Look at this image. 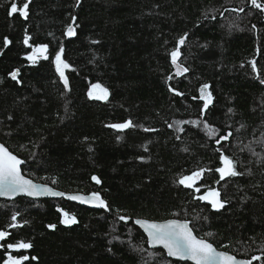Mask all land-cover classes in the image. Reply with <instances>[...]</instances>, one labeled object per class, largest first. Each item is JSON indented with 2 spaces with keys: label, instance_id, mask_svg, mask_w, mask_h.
<instances>
[{
  "label": "trees",
  "instance_id": "trees-1",
  "mask_svg": "<svg viewBox=\"0 0 264 264\" xmlns=\"http://www.w3.org/2000/svg\"><path fill=\"white\" fill-rule=\"evenodd\" d=\"M11 2L0 0V143L24 161V176L64 193L99 192L110 210L63 198L0 199V230L10 233L0 243L31 242L19 254L38 260L26 264H191L150 249L132 222L186 219L197 237L219 250L240 259L264 257V13L248 0H81L79 6L76 0H32L24 19L8 15ZM239 7L245 11H225ZM72 16L77 34L66 37ZM26 31L29 44L49 46L48 60L33 65L25 59L32 50L23 43ZM184 33L179 63L189 71L176 76L170 52ZM4 37L11 41L7 47ZM61 44L70 65L68 90L52 63ZM14 69L21 83L9 76ZM94 83L108 89L106 101L87 96ZM205 83L213 103L201 116L203 102L193 97ZM126 120L134 127H107ZM189 120L201 123L180 124L178 131L174 122ZM204 120L217 136L232 135L217 145ZM218 148L245 174L217 183ZM199 168L212 169L197 183L199 194L219 189L223 209L213 210L177 183ZM58 208L78 223L60 224ZM17 212L21 227L8 228Z\"/></svg>",
  "mask_w": 264,
  "mask_h": 264
},
{
  "label": "snow or ice",
  "instance_id": "snow-or-ice-1",
  "mask_svg": "<svg viewBox=\"0 0 264 264\" xmlns=\"http://www.w3.org/2000/svg\"><path fill=\"white\" fill-rule=\"evenodd\" d=\"M32 0H27L22 6L20 5V0H12L10 8L8 11L9 16L14 14H19L22 18L27 19L29 16V6ZM250 5L258 9L261 13H264V2L261 0H248ZM81 0H76V6H79ZM225 11H232L236 13H243L245 11L244 7L225 9ZM220 16L224 15V12L219 13ZM215 19V17H213ZM76 16L71 17L72 23H69L64 31L66 37L76 36ZM253 28L256 26L253 25ZM188 33H184L179 37L177 45L170 52L171 63L175 68V75L181 76L184 73H187L189 69L179 63V58L181 56V46L185 44ZM31 37L25 32L23 43L25 46L30 47L32 50L27 52L25 59L31 64L35 65L39 60L49 59V46L47 44H37L35 46L29 44ZM11 41L8 37L3 38V45L7 47ZM64 47L61 44L58 51L55 52V56L52 60V63L55 66V71L59 75L60 80L63 82L64 88L69 89V80L65 75V70L70 67L69 63L63 58ZM253 72H257V62L252 60L249 62ZM19 69H14L9 73V76L13 81L21 83L18 80ZM173 77L170 75L168 77L171 80ZM261 84H264V79L260 80ZM210 85L205 83L202 84L199 88V96H194L193 99H199L203 102V106L200 110L201 116L209 109V106L213 103V95L209 90ZM170 91H173L176 95H183V93L178 92L176 89L170 88ZM87 96L90 99L106 101L109 96V91L107 88L103 87L99 83L91 84ZM229 112L232 110L229 109ZM9 120L12 119V116L8 117ZM177 125L178 131H183L182 128H179L180 124H193L199 126L200 120H189V121H176L174 122ZM170 128L173 127L172 124L168 125ZM107 127L123 131L134 127V124L131 120H126L121 123H113L107 125ZM203 129L209 138L215 137V143L217 145L221 144V141H227L232 133L229 131L227 134H222L217 136L218 129L209 124L206 120L203 121ZM145 131H154V129H144ZM119 139V137H117ZM179 138V137H178ZM87 140V137H85ZM219 153V167L214 169L215 173L219 175L220 181L225 180V178L237 177L244 175L245 173L237 171V160L229 155H226L219 148L217 149ZM140 159H143L142 157ZM24 161L19 159L16 155L10 152L3 144H0V197L14 198L18 194H24L28 197H39V196H53V197H64L67 195V198L72 201H78L82 204L92 205L99 209H104L109 211V205L102 198L99 192H91L88 194H66L64 192L56 191L51 187H48L47 184H38L33 182L30 179L25 178L21 174L20 165ZM206 171H212L211 168H199L195 171H192L189 175H181L177 183L184 186L188 189H194L195 193H200L201 188L197 187V183L202 180L203 175ZM91 179L100 184V179L93 175ZM55 182V181H53ZM194 199L199 201H206L213 210L219 211L223 209L227 201L221 199V192L215 187H208L202 194L194 196ZM60 212L61 219L60 224L70 226L78 223L77 217L70 214L63 209H57ZM20 214L14 213L11 216L12 223L8 224V228H17L21 227L17 223V216ZM206 219V217H205ZM119 221L127 222L129 217L124 215L118 216ZM27 223V222H25ZM137 225H140L144 232L147 234V243L150 246L160 245L163 249L166 250L167 256L175 257L178 260H190L193 264H252V261L261 260L262 256H252L250 260L238 259L236 256L229 254L227 251H218L212 243L203 238H198L193 234V229L190 227V222L188 220H178L170 219L163 222H155L148 220H135ZM50 229H55L56 225L49 224L47 225ZM207 235L211 236V233ZM10 238V233L7 231L0 230V241H7ZM114 239H119V237H114ZM33 247L31 242H25L24 240H17L11 243H0V248L4 249L3 257H0V264H26L30 260H38V257L24 254H19L21 250H28ZM11 250V251H9ZM111 249H109L110 251ZM17 253V254H13Z\"/></svg>",
  "mask_w": 264,
  "mask_h": 264
},
{
  "label": "water",
  "instance_id": "water-1",
  "mask_svg": "<svg viewBox=\"0 0 264 264\" xmlns=\"http://www.w3.org/2000/svg\"><path fill=\"white\" fill-rule=\"evenodd\" d=\"M172 67H173V65H172ZM173 73H175V68L173 67ZM1 144V143H0ZM20 159V158H19ZM21 167H22V164L20 165V170H21ZM21 174H22V171H21ZM23 175V174H22ZM25 178H27V179H30V178H28V177H26L25 176ZM30 180H32V179H30ZM33 181V180H32ZM33 182H35V181H33ZM35 183H37V182H35ZM38 184H42V183H38ZM48 187H51V186H49L48 185ZM52 188V187H51ZM54 189V188H53ZM54 190H56V189H54ZM56 191H58V190H56ZM61 192V191H60ZM66 194H84V193H81V192H68V193H66ZM20 197H24V198H29V199H33V200H39V199H52V200H58V199H61V198H63V199H65V200H67L68 202H71V203H73V204H77V205H79V206H82V207H87V208H90V209H99V208H96V207H94V206H92V205H86V204H82V203H80V202H78V201H72V200H69L68 198H67V195L66 196H64V197H53V196H47V195H45V196H39V197H28V196H26V195H24V194H18L16 197H14V198H7V197H0V199H3V200H6V201H14V200H16L17 198H20ZM137 219H141V220H147V219H142V218H135V219H133V224H134V226H136L142 233H143V235L145 236V238H146V243H147V234L144 232V229L140 226V225H137L136 223H135V220H137ZM167 220H170V219H167ZM148 221H152V220H148ZM163 221H166V220H163ZM163 221H155V222H163ZM191 227V226H190ZM193 234L195 235V233L193 232ZM199 238V237H198ZM147 246L150 248V249H161L163 252H164V254H165V256L167 257V258H169V259H172V260H176V261H181V262H189V263H191V264H193V262L192 261H190V260H178L177 258H175V257H169V256H167V253H166V250L165 249H163V247L162 246H160V245H156V246H150V245H148V243H147ZM214 246V245H213ZM215 247V246H214ZM216 248V247H215ZM217 249V248H216ZM218 251H223V250H219V249H217ZM238 259H240V258H238ZM245 260H248V259H245Z\"/></svg>",
  "mask_w": 264,
  "mask_h": 264
},
{
  "label": "rangeland",
  "instance_id": "rangeland-1",
  "mask_svg": "<svg viewBox=\"0 0 264 264\" xmlns=\"http://www.w3.org/2000/svg\"><path fill=\"white\" fill-rule=\"evenodd\" d=\"M95 100V99H94ZM101 101V100H100Z\"/></svg>",
  "mask_w": 264,
  "mask_h": 264
}]
</instances>
